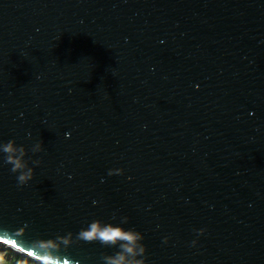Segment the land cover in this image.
<instances>
[{"label": "water", "instance_id": "obj_1", "mask_svg": "<svg viewBox=\"0 0 264 264\" xmlns=\"http://www.w3.org/2000/svg\"><path fill=\"white\" fill-rule=\"evenodd\" d=\"M12 140L34 178L0 152V245L23 258L100 221L140 232L146 264H264V0H0Z\"/></svg>", "mask_w": 264, "mask_h": 264}, {"label": "clouds", "instance_id": "obj_2", "mask_svg": "<svg viewBox=\"0 0 264 264\" xmlns=\"http://www.w3.org/2000/svg\"><path fill=\"white\" fill-rule=\"evenodd\" d=\"M44 150L43 143L36 142L31 148L33 154L40 153ZM0 152L4 154L3 162L11 165V172L17 174L18 186L22 187L28 184L34 178V169L29 167V162L25 159L27 150L24 146H17L15 141H8L7 143L0 144ZM31 163L39 166L41 161L32 160ZM109 176L123 175V169L110 170ZM121 224L128 223V218L123 217ZM203 229L197 231V235L204 234ZM23 232V231H22ZM144 236L135 230H125L123 227L113 226L112 224H104L100 221H93L87 229H82L73 239L72 233L67 236H58L52 240H36L33 242L32 247L35 250L29 251L27 256L35 259L38 264H61V258L56 255L61 250V246L65 248L71 246L73 243L80 241L93 243L99 242L104 247H118L114 255H105L102 257L104 264H146V247L142 243ZM165 244L168 243V238L165 237ZM5 244L8 241H4ZM197 241H192V246H196ZM15 251H21L14 247ZM7 252L0 253V264H8ZM21 264V260L17 261ZM24 264H28L24 260Z\"/></svg>", "mask_w": 264, "mask_h": 264}, {"label": "rangeland", "instance_id": "obj_3", "mask_svg": "<svg viewBox=\"0 0 264 264\" xmlns=\"http://www.w3.org/2000/svg\"><path fill=\"white\" fill-rule=\"evenodd\" d=\"M3 252H7V254H8V256H7L8 264H17V262H14L12 259L13 257H15L17 255L16 253H14L13 251L7 249L6 247H4V246L2 247V245H0V253H3ZM25 260H27V259H25ZM21 264H24V262ZM28 264H30V263L28 262ZM31 264H35V263H31Z\"/></svg>", "mask_w": 264, "mask_h": 264}, {"label": "trees", "instance_id": "obj_4", "mask_svg": "<svg viewBox=\"0 0 264 264\" xmlns=\"http://www.w3.org/2000/svg\"><path fill=\"white\" fill-rule=\"evenodd\" d=\"M11 254V253H10ZM14 262H17L18 260H21V263L24 262L25 259H23L22 257L16 255L15 257L12 258ZM30 264L33 263L31 261H28Z\"/></svg>", "mask_w": 264, "mask_h": 264}, {"label": "bare ground", "instance_id": "obj_5", "mask_svg": "<svg viewBox=\"0 0 264 264\" xmlns=\"http://www.w3.org/2000/svg\"><path fill=\"white\" fill-rule=\"evenodd\" d=\"M3 247V246H2Z\"/></svg>", "mask_w": 264, "mask_h": 264}]
</instances>
